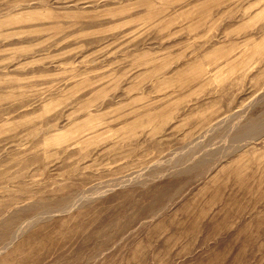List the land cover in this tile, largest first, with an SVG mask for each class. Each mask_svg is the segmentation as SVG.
Listing matches in <instances>:
<instances>
[{"label":"rangeland","instance_id":"1","mask_svg":"<svg viewBox=\"0 0 264 264\" xmlns=\"http://www.w3.org/2000/svg\"><path fill=\"white\" fill-rule=\"evenodd\" d=\"M254 121L264 0H0V264H264Z\"/></svg>","mask_w":264,"mask_h":264},{"label":"bare ground","instance_id":"2","mask_svg":"<svg viewBox=\"0 0 264 264\" xmlns=\"http://www.w3.org/2000/svg\"><path fill=\"white\" fill-rule=\"evenodd\" d=\"M264 124L261 122L254 121L252 123H247L243 128L238 129L237 133L235 134V137H239L241 139H245V137L253 138L258 133H260L263 130ZM204 161L199 160L193 167V168H200L203 167ZM6 220V219H5ZM9 224V223H8ZM18 231V229H17Z\"/></svg>","mask_w":264,"mask_h":264}]
</instances>
